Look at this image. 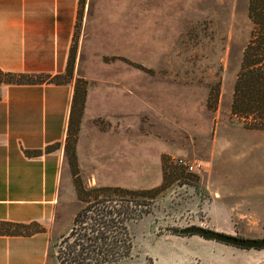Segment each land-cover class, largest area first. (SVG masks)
<instances>
[{
  "label": "rangeland",
  "instance_id": "rangeland-1",
  "mask_svg": "<svg viewBox=\"0 0 264 264\" xmlns=\"http://www.w3.org/2000/svg\"><path fill=\"white\" fill-rule=\"evenodd\" d=\"M249 1L80 0L72 73L91 97L82 147L74 133L68 138L73 185L49 264H62L67 245L109 209L128 225L101 227L110 245L119 239L110 264H264V247L180 232L197 224L264 237V129L245 126L231 109L254 29ZM212 86L220 89L215 108L207 103ZM177 157L204 169L143 192L162 184ZM106 185L142 192L95 189Z\"/></svg>",
  "mask_w": 264,
  "mask_h": 264
},
{
  "label": "crops",
  "instance_id": "crops-1",
  "mask_svg": "<svg viewBox=\"0 0 264 264\" xmlns=\"http://www.w3.org/2000/svg\"><path fill=\"white\" fill-rule=\"evenodd\" d=\"M79 11L80 0H0V68L65 73ZM77 78L72 73L61 83L0 87V219L43 226L31 234H0V264L51 261L57 222L73 185L69 130L78 127L79 150L91 97L89 90L84 97L78 92Z\"/></svg>",
  "mask_w": 264,
  "mask_h": 264
},
{
  "label": "trees",
  "instance_id": "trees-1",
  "mask_svg": "<svg viewBox=\"0 0 264 264\" xmlns=\"http://www.w3.org/2000/svg\"><path fill=\"white\" fill-rule=\"evenodd\" d=\"M80 15L81 9L79 11V16ZM249 16L254 23V29L243 51L240 71L235 81L231 109L234 114L244 120L245 126L264 129V0L249 1ZM74 58L75 55L72 50L67 71L58 74L8 71L0 68V84L38 83L44 81L56 83L66 82L71 78ZM135 65L142 68L141 64ZM219 95L220 89L212 86L207 102L210 108L216 107ZM83 105L82 102L80 112H82ZM72 127L73 125L70 126L68 137L73 133L74 137H77L78 129L76 130V128H74V130H72ZM68 149L69 147L67 150ZM175 166L181 168L182 171L180 172L177 167L172 168V170L164 168L162 184L143 192L149 193L163 188V186L166 185V179L172 176H179L180 173L184 172L185 175L191 174V172L176 163ZM95 189H100L105 192L118 190L126 192L122 194L126 196H137L141 195L142 192L140 190H131L111 185L101 186ZM84 212H78L75 221L79 220ZM117 214H119V212L116 213V211L111 209L96 213V216L93 218V224L85 227V231L75 237V239L67 245L68 250L65 251L66 255L63 261H61L62 264H110V262L113 263L118 260L116 259V243L119 241L118 236L113 235L110 245V242H107L109 237L105 234L106 231L102 230L114 227L117 222H124L125 229L128 228L127 219L119 221L120 214L119 216ZM42 229L43 226L36 221L26 223L0 219V234H31Z\"/></svg>",
  "mask_w": 264,
  "mask_h": 264
},
{
  "label": "water",
  "instance_id": "water-1",
  "mask_svg": "<svg viewBox=\"0 0 264 264\" xmlns=\"http://www.w3.org/2000/svg\"><path fill=\"white\" fill-rule=\"evenodd\" d=\"M181 233H197L206 238L215 239L221 242L230 243L245 248H262L264 247V237H246L240 236L221 230L205 227L202 225H189L180 229Z\"/></svg>",
  "mask_w": 264,
  "mask_h": 264
},
{
  "label": "built area",
  "instance_id": "built-area-1",
  "mask_svg": "<svg viewBox=\"0 0 264 264\" xmlns=\"http://www.w3.org/2000/svg\"><path fill=\"white\" fill-rule=\"evenodd\" d=\"M176 163L189 172H197L204 169L203 162L199 159H188L185 157H177Z\"/></svg>",
  "mask_w": 264,
  "mask_h": 264
}]
</instances>
